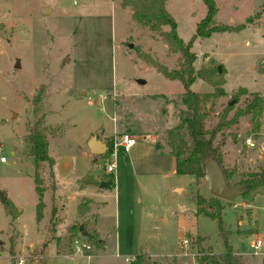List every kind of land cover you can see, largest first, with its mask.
I'll return each instance as SVG.
<instances>
[{"label": "rangeland", "instance_id": "374dc122", "mask_svg": "<svg viewBox=\"0 0 264 264\" xmlns=\"http://www.w3.org/2000/svg\"><path fill=\"white\" fill-rule=\"evenodd\" d=\"M124 1L0 0V264H11L9 218L1 194L23 211L14 235L17 264L21 260L26 264L31 252L50 235L49 193L44 197V218L37 222L42 234L35 231L39 197L33 157L25 140L28 126L40 117L45 118L49 155L55 161L53 169L61 187L73 183L70 176L77 170V162L85 163L81 148L86 147L84 138L90 131L100 138L111 137L104 139L106 145L114 137L118 141V134L127 129L134 130L142 142L151 137L139 142L131 153L116 145L115 159L95 155L92 172L103 175L107 164L115 161L116 182L114 188L103 192L93 211L106 235L105 248L94 247L89 264H132L140 255L147 264H198L200 255L226 250L218 221L197 215V193L206 199L213 197L205 179L171 174L175 159L167 151L166 132L179 123L184 108L179 97L184 88L179 81L158 73L143 56L173 70L179 55L170 52L160 34L138 25L132 7H125ZM215 1L218 23L236 26L248 18L252 22L241 33H217L193 44L196 70L214 67L225 80L227 95L214 100L206 128L217 124L229 106L233 109L228 119L245 111L252 93H258L264 144V0ZM166 8L178 24L180 38L189 42L206 16L203 0H167ZM43 9L48 12L43 14ZM41 86L45 93L36 111L33 99ZM192 90L199 94L215 91L200 79ZM241 90L247 93L237 101L233 97ZM252 125L251 115L240 117L238 124L225 132L228 138L223 151L237 144V139L241 143L237 150L247 148ZM235 155L236 151H229L228 161H224L227 168ZM3 157L6 162L1 161ZM255 158L257 163L248 171L236 169L230 179L232 186L264 167L259 160L264 159V152ZM70 161L76 166L69 175L64 173V164ZM78 171L76 174L81 173ZM49 173L48 165L40 170L44 186ZM259 194L232 202L221 199L225 206L223 229L228 244L241 256V264H264V248L259 255L252 248L259 238L264 241V189ZM74 215L75 209L70 208L65 223H71ZM96 215L75 223L93 231ZM58 236L61 242L53 241L47 255L56 251L75 254V239L87 242L81 233L73 239L63 227L53 235L54 239ZM196 238L202 242L196 243Z\"/></svg>", "mask_w": 264, "mask_h": 264}, {"label": "trees", "instance_id": "16d2710c", "mask_svg": "<svg viewBox=\"0 0 264 264\" xmlns=\"http://www.w3.org/2000/svg\"><path fill=\"white\" fill-rule=\"evenodd\" d=\"M167 0H125V7H132L133 20L140 26L148 28L154 33L160 34L168 49L172 54L179 55L177 60V68L170 70L166 66L161 65L153 60L150 56H144L145 60L153 66L156 71L162 74L170 81H179L184 92L180 95L183 109L179 112V123L174 128L166 132L167 144L170 153L176 158V173L180 176H194L198 180L205 177V160L213 156L219 166L222 168L227 183L230 184L232 176L236 175V169H229L224 165V147L228 138L226 131L236 126L240 117L244 115H251V122L253 126V133L259 132L260 117L262 115V99L258 93H252V101L246 105L245 111L239 110L231 119H228L229 112L233 106L226 108L219 116V121L211 129L206 128L207 120L215 109L214 100L226 96L224 90L225 80L223 74L214 67L210 70H196L195 62L197 55L193 52V44L196 40H204L211 38L217 33H241L244 31L248 24L252 22V18H248L245 23L236 26L220 24L217 22V14L219 8L215 0H203L206 6V16L196 26V32L189 42H184L178 34V24L171 13L166 8ZM168 30H164V28ZM216 75L217 79L213 77ZM203 80L212 85L215 89L214 92L199 94L192 90L193 84L198 80ZM45 93V87L41 86L38 96L33 99L35 109L37 111L42 96ZM246 90H241L239 94L233 98L237 101L241 95H245ZM44 117L38 120L31 126H28V135L26 143L28 145V153L33 157L35 166V191L39 197V203L36 206L37 222H41L44 218L45 203L43 201L44 194L47 189L52 193L56 192V184L54 181L53 167L55 164L54 159L49 155V142L48 130L44 127ZM220 140H217V136ZM108 145V151L104 157H110L114 151V140H111ZM48 165L50 173L48 176V187L43 185V178L40 176V170ZM104 180L109 182V188L115 187V177L113 174L104 176ZM238 185L245 188L243 197H255L259 194L260 190L264 189V167L257 171L251 172L246 178L242 179ZM80 188L87 186L99 187L100 182L93 176H85L79 181ZM54 200V196H52ZM197 205V215H202L213 220H217L220 230L223 234L226 244V250L223 254L207 253L197 257L198 264H241V256L236 254L233 248L228 244V233L223 229L222 213L225 206L221 199L211 197L206 199L201 194L197 193L195 196ZM90 200H85L78 207L80 217L85 216L89 211ZM6 214L9 218L8 233H10V248L9 254L11 264H17L15 254V233L17 232L18 219L22 212L17 208L15 203L7 199L4 203ZM50 235H46L39 248H35L31 252V256L27 259L26 264H36L39 257L42 256L52 242H61L60 237L54 239L58 227L57 208L53 205L51 210V217L49 223ZM83 229L80 230L81 224H73L69 227L71 237L74 239L80 233L86 239L91 247H96L99 250L105 248V242L101 239L99 233L95 230L90 231L86 229V225H82ZM196 243L202 242V239L196 238ZM3 249V247H1ZM132 264H147L142 256H137Z\"/></svg>", "mask_w": 264, "mask_h": 264}, {"label": "crops", "instance_id": "0c3cea01", "mask_svg": "<svg viewBox=\"0 0 264 264\" xmlns=\"http://www.w3.org/2000/svg\"><path fill=\"white\" fill-rule=\"evenodd\" d=\"M134 127H135V125H134ZM133 131L134 130H131V129L128 130L127 129V131H125V132L130 133L131 135L135 136V133ZM125 132L118 134V138H119L120 135L124 134ZM61 136H63V135H61ZM61 136H59V137H61ZM156 136H154L152 138V139H154V141H156L155 140ZM260 136H263V132L262 131H259L257 133L250 132V134H249V136L247 137V140H246L247 148L237 150L236 149L237 145L241 144L240 140H238V139H237L238 143L235 144L232 148H228L227 147V150L224 151V161L225 162L228 161L229 151L230 150L236 151L235 158L233 159L232 163L230 162L231 165L228 166L229 169L235 168V169H237V171H242V172L243 171H248V169L250 167L252 168V165H255L257 163L258 159L255 158V155L258 156L261 152H264V144L262 143V140H261ZM93 137H97V139H99V141L101 140V142H105L104 141L105 138H111V137H108V136H101L102 138H100L99 135H97V134L95 135L91 131L85 136V138H84V140H85L84 141V146H86V147L81 148V150H83V157L85 158V163L77 162V170H79L78 172H81V173L76 174V172H77V170H76L70 176V177H72V180H73L72 184H70V185L66 184V185H63L61 187L60 183H59V180L57 179L58 177H57L56 171L53 169L54 181H55V184H56V192L52 193L49 189H47L46 193L44 194V197H45V195L47 193L50 194V196L47 198V200L50 201L51 210H52L53 205H56V208H57V220H58V227H57V231H56L57 233H58V229L62 228V227H63V229L64 228L67 229V232H69V227L71 225L75 224V222H77L79 220L87 221L92 214L96 215V214L93 213V211L97 207V205L99 204L98 200H100L103 192L110 190L109 182L104 180V176H108V175H111V174L106 173V170H104L105 174L100 175L98 173H96V174L93 173L92 170H91L92 166H93V163H95L96 161L94 160L95 159V155L90 152V149L88 147V143ZM257 138H259V139H257ZM149 139H151V137L147 138V140H149ZM147 140H145V141L147 142ZM114 142H116L115 137H114ZM139 142H142V141L139 140L138 143ZM144 142H142V143H144ZM49 143H50V139H49ZM135 147H134V149H135ZM167 151H168V153H170L169 149H167ZM242 151H244V153H242ZM114 152H115V149H114ZM131 152H132V150L129 153H131ZM12 154L14 155V153H12ZM115 157H112V158L115 159ZM174 159H175V162H172L173 169H172L171 174L172 175H175V174L177 175V173H176V158H175V156H174ZM259 160L262 162L261 164L263 165L264 159L262 158V159H259ZM64 166H65L64 167V173L65 172H70L69 173V175H70L71 174L70 170L76 165L74 164V162L70 161L69 163H65ZM131 166H133V160L131 161ZM80 168H81V170H80ZM133 173L136 174L135 169L133 170ZM88 175H91L96 180H98L100 182V185H101V183H105V184H108V185L107 186H103L102 188L100 186L99 187L87 186V187H84V188H80L79 181L82 180L85 176H88ZM115 182H116V178H115ZM47 187H48V184H47ZM258 195H261V194H258ZM52 196H54V200H52ZM85 200H90L89 211H88V213L85 216L80 217V215L78 213V207ZM38 201H39V198H38ZM43 201L45 203V199L44 198H43ZM37 204H36V206H37ZM17 208L23 213V211L19 207H17ZM70 208L73 209V210L75 209V215H74L73 221L71 223L66 224L65 220H67V219H65V218H67V217L65 215H66V212H68L70 210ZM96 217L97 218H96L94 230L99 233L101 239L104 241L103 237L106 235V233H105V230H103V228H100V226H99L98 215H96ZM49 223H50V220H49ZM18 226H19V223H18ZM18 231L20 232V234H21V236L23 238L24 233H22L20 229H18ZM35 231L37 233H40V232H38L37 220H36V225H35ZM40 234H42V233H40ZM83 235H85V234H83ZM259 239H261V238H259ZM92 250H94V247H92L89 251L84 250V252L82 254H78V253H75V254H72V253H58L57 251L56 252L53 251L54 254L50 253V255L46 254L47 253V250H46V252L42 256L39 257L40 259H38L36 264H89L90 261H92V259H93L92 258L93 255L90 254V252Z\"/></svg>", "mask_w": 264, "mask_h": 264}, {"label": "water", "instance_id": "95a60500", "mask_svg": "<svg viewBox=\"0 0 264 264\" xmlns=\"http://www.w3.org/2000/svg\"><path fill=\"white\" fill-rule=\"evenodd\" d=\"M48 12L47 9H43V14ZM132 47V46H130ZM19 67V64L16 66ZM144 84V83H142ZM88 147L90 152L94 155H104L108 151V147L105 143L99 141L97 137H93L89 143ZM205 168V182L211 194L219 199L232 202L239 197H242L245 192V188L242 185L230 186L225 178L224 172L219 164L216 162L213 156L208 157L204 162ZM108 184L101 183L100 187L107 186ZM3 203L6 201V197L1 194ZM83 226L80 227V230Z\"/></svg>", "mask_w": 264, "mask_h": 264}, {"label": "built area", "instance_id": "2783aa9c", "mask_svg": "<svg viewBox=\"0 0 264 264\" xmlns=\"http://www.w3.org/2000/svg\"><path fill=\"white\" fill-rule=\"evenodd\" d=\"M262 63L264 64V60L262 61ZM146 139V138H144ZM139 139L133 135H131L130 133H124L122 135L119 136L118 141L114 142V149L117 146H121L123 147L125 152H130L137 144H138ZM252 145V144H251ZM116 156V152L113 151V154L111 155V157H115ZM2 162H6V158L3 157L1 159ZM116 169V162L115 161H110L107 166H106V173L108 174H114ZM74 250L76 253L78 254H82L84 252V250L89 251L92 247L86 243V242H82L80 239H75L74 243ZM252 248L254 250V254L255 255H259V253L263 250L264 248V241L262 239H258L256 240L253 244H252ZM127 262H130V259H126ZM25 262L23 260L19 261L18 264H24Z\"/></svg>", "mask_w": 264, "mask_h": 264}]
</instances>
